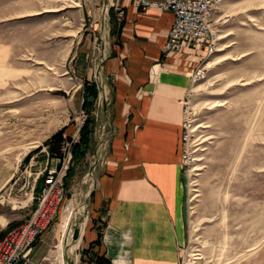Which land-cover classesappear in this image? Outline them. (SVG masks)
Masks as SVG:
<instances>
[{
  "label": "rangeland",
  "instance_id": "rangeland-1",
  "mask_svg": "<svg viewBox=\"0 0 264 264\" xmlns=\"http://www.w3.org/2000/svg\"><path fill=\"white\" fill-rule=\"evenodd\" d=\"M90 6L86 0H0V185L8 181L0 214L26 219L35 182L59 165L45 149L24 164L31 151L62 129L64 139L78 140L81 112H88L81 109L84 88L71 58L92 23L83 15ZM211 21L215 50L183 99L189 138L182 143L178 264H264V0H223ZM101 107L97 98L92 148L53 221L58 238L63 234L54 264H70L66 233L77 232L88 216L108 142Z\"/></svg>",
  "mask_w": 264,
  "mask_h": 264
},
{
  "label": "crops",
  "instance_id": "crops-1",
  "mask_svg": "<svg viewBox=\"0 0 264 264\" xmlns=\"http://www.w3.org/2000/svg\"><path fill=\"white\" fill-rule=\"evenodd\" d=\"M86 1L92 6L83 15L92 23L77 38L71 64L75 78L96 86L108 142L88 216L80 224L76 264H99L97 257L103 264H178L183 233L182 102L206 51L192 46L162 57L174 21L170 12L141 10L134 0ZM118 9L123 13L120 21ZM7 182L1 183L0 193ZM21 209L29 211V206ZM22 218L0 214V234ZM57 238L52 223L25 264H54L51 260L61 256L56 250L63 242L61 230Z\"/></svg>",
  "mask_w": 264,
  "mask_h": 264
},
{
  "label": "built area",
  "instance_id": "built-area-1",
  "mask_svg": "<svg viewBox=\"0 0 264 264\" xmlns=\"http://www.w3.org/2000/svg\"><path fill=\"white\" fill-rule=\"evenodd\" d=\"M221 1L161 0L150 2L134 0L133 3L136 8L141 10L156 7L173 15V25L161 50L162 57H167L192 46L205 50L207 55L215 50L218 37L211 17ZM116 17L118 21L122 19L121 10L116 11ZM200 74L201 67H198L192 76L191 84L198 80ZM182 104V143L185 145L189 138V124H187L188 112L185 102L183 101ZM86 119L87 116L81 112L78 132ZM66 146H68L67 151L64 147L60 150L59 156L52 158L59 165L50 167L47 173L41 176L40 179H42L43 184L35 196V205L28 217L20 224L0 234V264H25L32 248L53 223L57 209L63 199L62 180L71 161L70 144L67 143ZM63 152L64 154H62Z\"/></svg>",
  "mask_w": 264,
  "mask_h": 264
},
{
  "label": "trees",
  "instance_id": "trees-1",
  "mask_svg": "<svg viewBox=\"0 0 264 264\" xmlns=\"http://www.w3.org/2000/svg\"><path fill=\"white\" fill-rule=\"evenodd\" d=\"M113 25H114V29L118 27L116 24ZM113 33L114 31L112 30L111 34L113 35ZM83 88H84L83 89L84 97L81 108L83 111L88 112L87 115L88 117L78 132V140L73 142L71 138L64 139L63 134L65 130L64 129L59 130L56 133H54L49 139H47L40 147H38L34 151H31L24 161V164L28 163L33 153L41 152L43 149L46 150V154L48 155V158L52 159L55 156H59V151L61 149V146L64 145L66 141L70 143L71 161L62 180L64 189L68 188L69 181L74 176L75 169L82 164V162L85 160L87 154L89 153L92 147L91 143H92L94 122L90 114L93 111V105L95 100L97 99L98 92L95 84L91 82L84 81ZM89 98L92 99L91 102H88ZM42 184L43 181L42 179L39 178L36 181V185L34 188V196H36L37 193L40 191ZM34 205H35V200L33 202V206ZM14 226L16 225L10 224L8 226V229ZM96 262L99 264H103L102 257H97Z\"/></svg>",
  "mask_w": 264,
  "mask_h": 264
},
{
  "label": "bare ground",
  "instance_id": "bare-ground-1",
  "mask_svg": "<svg viewBox=\"0 0 264 264\" xmlns=\"http://www.w3.org/2000/svg\"><path fill=\"white\" fill-rule=\"evenodd\" d=\"M71 231H72V229H71ZM74 234H78V237L81 238V236L83 234V225L81 226V228L77 232L74 231V232H69V233L67 232L66 233L65 243L66 244L70 243V246H69L70 247V253H69V259H70L69 263L70 264H75V261H76L75 252L77 251V249L79 247V242H77V240L76 241H72V237H73ZM69 237H71V239L68 241ZM62 251L64 252L63 249H62Z\"/></svg>",
  "mask_w": 264,
  "mask_h": 264
},
{
  "label": "water",
  "instance_id": "water-1",
  "mask_svg": "<svg viewBox=\"0 0 264 264\" xmlns=\"http://www.w3.org/2000/svg\"><path fill=\"white\" fill-rule=\"evenodd\" d=\"M91 101H92V99L89 98V99H88V102H91ZM23 161H24V158H23ZM77 238H78V234H74L73 237H72V241H76Z\"/></svg>",
  "mask_w": 264,
  "mask_h": 264
}]
</instances>
